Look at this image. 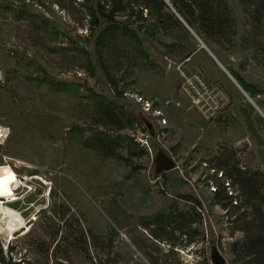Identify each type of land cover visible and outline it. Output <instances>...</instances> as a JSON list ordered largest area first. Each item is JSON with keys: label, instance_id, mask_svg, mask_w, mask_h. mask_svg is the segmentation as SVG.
Wrapping results in <instances>:
<instances>
[{"label": "rangeland", "instance_id": "obj_1", "mask_svg": "<svg viewBox=\"0 0 264 264\" xmlns=\"http://www.w3.org/2000/svg\"><path fill=\"white\" fill-rule=\"evenodd\" d=\"M17 1L8 7L0 0V123L9 129L0 163L21 180L18 200L1 207L5 262L210 264L204 225H192L198 234L189 238L154 220L174 200L163 192L162 179H154L156 154L145 142L153 137L157 151L173 161L174 176L185 182L181 192L202 203L223 264H240L231 243L241 234L229 237L225 212L212 199L214 188L226 182L211 169L223 150L241 166L264 169V55L242 43L250 29L239 0H226L236 30L228 50L187 30L189 36L174 31L159 33L156 40L139 35L152 67L120 39L102 51L110 75L142 119L143 125L119 132L147 149L131 163L140 166L134 173L130 164L102 159L83 145L96 132L116 134L111 126L97 124L87 98L88 89L100 92L103 81L89 73L86 62L95 36L90 18L96 0ZM259 39L264 45V29ZM162 43L179 45L166 50ZM40 68L64 86L44 82ZM227 69L261 93L250 98ZM139 98L149 104V114ZM119 153L126 157L123 144ZM176 207L186 211L188 204L178 200ZM89 232L98 238L91 239Z\"/></svg>", "mask_w": 264, "mask_h": 264}, {"label": "trees", "instance_id": "obj_2", "mask_svg": "<svg viewBox=\"0 0 264 264\" xmlns=\"http://www.w3.org/2000/svg\"><path fill=\"white\" fill-rule=\"evenodd\" d=\"M239 3L250 29L242 43L246 48L255 50L254 54L259 52L264 55V45L259 39L264 29V0H239ZM15 4H18L17 0H5V5L8 7H13ZM143 12L146 13L145 16ZM135 16H138L137 20ZM119 17L125 19L118 20ZM177 17L181 18L195 38L204 43H210L222 50H228L234 46L235 21L226 0H167V2L164 0H96L91 12L90 22L95 36L92 52H86V62L89 73L93 76L97 74L103 81L102 90L95 92L88 89L87 98L94 110L97 124L105 128L111 126L116 134L96 132L83 145L87 149L96 151L102 159L112 158L130 164L131 173L140 169V166H131V163L146 156L148 152L134 138L119 132L133 128L135 124L143 125V123L141 117L133 113V110H136L135 105L125 99L117 82L110 75L102 57V51L109 43L120 39L124 45L134 50L152 67L149 56L142 49L139 35L149 40H156L159 33L170 36L174 31L189 36L187 29ZM42 21L51 23L45 18H42ZM161 45L168 50L179 44L169 46L162 43ZM227 70L250 98L261 93L256 85L247 82L237 72ZM40 71L43 81L50 86H64L63 82L53 79L42 68ZM246 117L248 126L252 128L248 115ZM142 131L147 132L146 125ZM145 142L147 145L149 143V149L156 154L154 179H162L163 192L173 196L174 200L166 212L154 217L155 222L161 226L173 225L181 236L189 238L198 234V230L191 229L192 225H204L205 231L201 235L210 246V264H215L212 259V254H217L215 234L204 219L202 203L194 194L181 192L186 184L174 176L175 165L172 170L157 172V159H160L162 164L165 159H171L164 151H157L159 146L155 138L148 137ZM122 144L126 150V157L119 153ZM212 162L214 164L211 169L220 172V178L223 177L226 182V185L221 183L214 188L213 204L225 212L227 224L230 227L229 237L233 238L235 233L241 234L239 239L231 243L235 261L240 264H264V169L257 170L241 166L235 158H231V152L227 150L219 152ZM226 189L233 191L228 194ZM178 200L188 204L186 211L177 210L176 201ZM89 237L98 238L92 232H89ZM0 263L15 264L5 262L1 248Z\"/></svg>", "mask_w": 264, "mask_h": 264}, {"label": "built area", "instance_id": "obj_3", "mask_svg": "<svg viewBox=\"0 0 264 264\" xmlns=\"http://www.w3.org/2000/svg\"><path fill=\"white\" fill-rule=\"evenodd\" d=\"M1 83H3V74H2V71L0 70V84ZM138 103H140L142 105L144 113H146V114L150 113V106L146 101H143L142 98H139ZM8 136H9V129L0 123V160L4 159V156L1 152V148L4 144V142L6 141V139L8 138ZM5 166L7 168H9L15 175V181L10 183V190H11V193L13 194V197L16 198L15 194L19 188V185L21 184V180L8 164L4 165V164L0 163V170ZM2 201H3V199L0 198V205H1Z\"/></svg>", "mask_w": 264, "mask_h": 264}, {"label": "bare ground", "instance_id": "obj_4", "mask_svg": "<svg viewBox=\"0 0 264 264\" xmlns=\"http://www.w3.org/2000/svg\"><path fill=\"white\" fill-rule=\"evenodd\" d=\"M14 181H15L14 173H12V171L9 168L3 167L0 170V198L3 199L0 205V220L3 218V212H2L1 207L8 203H12L18 200V198L13 197V194L11 193V190H10V183Z\"/></svg>", "mask_w": 264, "mask_h": 264}, {"label": "water", "instance_id": "obj_5", "mask_svg": "<svg viewBox=\"0 0 264 264\" xmlns=\"http://www.w3.org/2000/svg\"><path fill=\"white\" fill-rule=\"evenodd\" d=\"M164 2H167V0H164ZM178 18V20L184 25V27L187 29V30H189L188 29V27L186 26V24L181 20V18H179V17H177ZM190 31V30H189ZM200 42V41H199ZM201 46L203 47V48H205L203 45H202V43H201ZM230 76V75H229ZM230 78H232L231 76H230ZM233 79V78H232ZM234 80V79H233ZM235 81V80H234ZM238 84V83H237ZM238 87L240 88V90L242 91V92H244L242 89H241V87L238 85ZM247 97V96H246ZM251 105H252V103H251ZM156 162H157V166H158V169H157V172L159 173V172H161V171H163V170H166V171H169V170H172V169H174V163H173V161H171V160H169V159H165L164 160V164H162L161 163V161H160V159H157L156 160ZM212 259H213V262L215 263V264H223V260H222V258L218 255V254H216V253H213L212 254Z\"/></svg>", "mask_w": 264, "mask_h": 264}]
</instances>
